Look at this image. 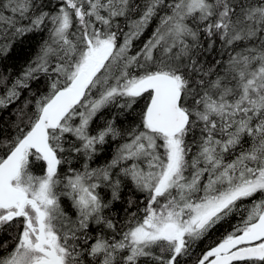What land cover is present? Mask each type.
I'll return each mask as SVG.
<instances>
[{"label":"snow or ice","instance_id":"snow-or-ice-1","mask_svg":"<svg viewBox=\"0 0 264 264\" xmlns=\"http://www.w3.org/2000/svg\"><path fill=\"white\" fill-rule=\"evenodd\" d=\"M41 33L0 70V264H264V0H0V61Z\"/></svg>","mask_w":264,"mask_h":264},{"label":"trees","instance_id":"trees-1","mask_svg":"<svg viewBox=\"0 0 264 264\" xmlns=\"http://www.w3.org/2000/svg\"><path fill=\"white\" fill-rule=\"evenodd\" d=\"M154 25L155 21L153 22V26ZM151 32L152 28L150 27L148 31L144 34V36L141 37L140 40L136 41L137 48L142 46V44L148 38ZM45 35V33H41L39 35L29 36L22 42H18L8 59L0 61V70L7 69L12 76H15L17 73H19L21 69L27 64V62L35 55V52L38 48V44L40 40L44 38ZM33 87L35 88L37 87V85L34 84ZM25 95H27V93H25ZM142 104L143 101H141L140 106H142ZM15 107L16 105L14 104L11 108L7 109L3 113H0V137H10L11 135H13L15 130L12 127V121H14L15 117L10 115V113L13 112ZM138 112L139 106L137 107L136 112L132 113L131 115H128L126 113H122L117 106L112 105L109 108L103 110L100 116L93 123L92 129L93 131H95L99 126L103 125L106 120H113L115 121V124L118 128H120L121 130H126L131 124L138 122ZM120 142L123 141L118 140L117 142H110L107 146H105L101 153L98 155L94 166L103 165L106 161H108L111 158L112 153L115 151L117 143ZM34 171L39 174L40 168L37 166ZM61 171H63V169H61ZM103 194L105 198H108L107 191H104ZM129 198L135 199L139 203V200L142 199V196L140 193L131 192L129 186L124 190L122 200L120 202H117L110 209L108 214L111 215L113 219L123 222L126 216L128 215L125 209L127 208L126 201ZM62 199L64 208L66 209V211H68L69 215H71L72 218L75 219L74 210L68 206L70 202L66 198ZM140 207H143V205L140 204ZM238 220L239 217H236L232 222L236 223L238 222ZM227 227L228 225H223L218 228L217 231L211 235L209 240H206L200 244V249H204L207 244H209L212 240H215L219 236V234L223 232ZM9 231H11V229L0 234V239L10 240L11 237L9 236Z\"/></svg>","mask_w":264,"mask_h":264}]
</instances>
